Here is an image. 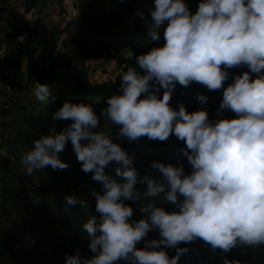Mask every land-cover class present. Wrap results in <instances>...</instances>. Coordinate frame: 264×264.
Listing matches in <instances>:
<instances>
[{
	"label": "clouds",
	"instance_id": "1",
	"mask_svg": "<svg viewBox=\"0 0 264 264\" xmlns=\"http://www.w3.org/2000/svg\"><path fill=\"white\" fill-rule=\"evenodd\" d=\"M147 29L154 41L163 30L164 44L139 54L138 68L120 73V91L106 98L101 116L118 127V138L129 142L143 137L164 142L174 135L185 144L180 152L191 173L185 174L182 165L153 161L161 180H140L146 183L142 197L133 157L97 130L101 119L90 103L69 100L52 119L71 123L33 141L21 157L23 173L66 169L59 153L70 141L81 170L102 185L90 193L94 213L83 227L94 255L83 264H178L185 251L178 245L196 239L224 252L237 245H264V0H200L194 13L185 0H154ZM243 65L248 71L224 87L226 69ZM192 82L209 91L223 88L218 114L229 110L235 117L212 122L205 109L190 113L182 103L172 107L176 84L188 87ZM33 94L52 102L44 83L37 81ZM197 99L205 102L207 97L201 93ZM109 164L117 165L115 176L106 173ZM160 194L175 211L149 202L141 208V218L131 219L134 209L125 201H154ZM65 202L87 206L74 192ZM152 230H158L159 240H146ZM142 240L145 246L137 247ZM166 248L176 255L169 257ZM65 264H81L79 250L67 255Z\"/></svg>",
	"mask_w": 264,
	"mask_h": 264
},
{
	"label": "trees",
	"instance_id": "2",
	"mask_svg": "<svg viewBox=\"0 0 264 264\" xmlns=\"http://www.w3.org/2000/svg\"><path fill=\"white\" fill-rule=\"evenodd\" d=\"M8 1L0 0V9L7 7L9 11L4 26L7 49L0 61L5 95V101L0 105V264H65L66 256L74 255L77 250L83 264L94 255L88 247L91 238L83 227L94 213L90 193L100 191L102 185L92 179L91 173L81 170L70 141L59 153L68 167L63 170L37 169L32 174L36 176L35 180L23 173L21 157L36 138L54 130L59 132L71 123L52 119L58 107L66 100L82 101L90 103L101 119L97 130L105 131L133 157L138 174L136 187L142 197L146 183H140V180L145 176L158 183L161 180L159 171L151 167L153 161L182 165L185 174H190L192 168L180 152L185 144L174 135L164 142L147 137L129 142L126 138H118V127L101 116L106 98L120 91V73L129 66L138 68L136 57L139 54L162 46L163 30L159 41L152 40L148 33L154 0L145 9L146 5L142 7L134 0H79V29L66 34L61 33L58 25H51L42 33L40 29L44 24L32 26L24 17L25 12L48 0H22L24 12ZM199 2L185 0L191 13L196 11ZM27 51L31 54L28 63L25 62ZM102 63L105 65L101 66ZM94 66L120 67V72L113 80L96 82L91 77ZM226 70L229 75L224 87L248 68L243 65ZM250 76L254 79L256 74L250 73ZM37 81L49 87L52 102H41L35 97L33 87ZM163 91L160 89L157 94L162 97ZM201 93L207 97L205 102L197 99ZM222 99L223 88L209 91L196 82L188 87L177 83L170 104L178 109L182 103L190 113L205 109L212 122L234 118L236 114L229 110L218 114ZM116 167L109 164L105 171L115 176ZM73 192L84 199L87 206L66 204L65 196ZM153 199L125 201L134 209L131 219L141 218L144 215L141 208L149 202L168 211L176 210L163 194ZM150 239H160L158 230L147 234L146 240ZM144 246L143 240L137 245ZM178 247L185 249L178 264H264V245L256 248L237 245L224 252L196 239L190 243L182 242ZM165 251L169 257L176 255L173 248ZM118 264L132 262L121 260Z\"/></svg>",
	"mask_w": 264,
	"mask_h": 264
},
{
	"label": "built area",
	"instance_id": "3",
	"mask_svg": "<svg viewBox=\"0 0 264 264\" xmlns=\"http://www.w3.org/2000/svg\"><path fill=\"white\" fill-rule=\"evenodd\" d=\"M59 1V3H58ZM9 17L7 7L0 9V61L6 53V42L4 39V26ZM81 23L79 11V0H56L52 12L49 14L45 24L47 27L58 25L62 34L76 31ZM91 77L96 82L113 80L120 72V67H93ZM101 69V70H100ZM94 76V77H93Z\"/></svg>",
	"mask_w": 264,
	"mask_h": 264
},
{
	"label": "rangeland",
	"instance_id": "4",
	"mask_svg": "<svg viewBox=\"0 0 264 264\" xmlns=\"http://www.w3.org/2000/svg\"><path fill=\"white\" fill-rule=\"evenodd\" d=\"M56 0H48L47 3L45 2H40L36 7L32 9V12L30 14L25 15L24 17L29 20V22L32 24V26L39 25L42 26L43 24L47 27L48 24H45L50 9L53 7V2ZM136 3L144 7L143 5H146L143 9L147 8L150 4L151 0H134ZM22 2V0H21ZM18 3L20 5V1H16L14 5ZM18 4H16L18 6ZM141 9V7H140ZM43 25V26H44ZM29 46V45H28ZM108 67V66H106ZM101 70V69H100ZM94 77V76H93ZM36 176L31 175V180H35Z\"/></svg>",
	"mask_w": 264,
	"mask_h": 264
},
{
	"label": "crops",
	"instance_id": "5",
	"mask_svg": "<svg viewBox=\"0 0 264 264\" xmlns=\"http://www.w3.org/2000/svg\"><path fill=\"white\" fill-rule=\"evenodd\" d=\"M16 1H20V5L18 4V3H16V4H18V8H19V10H20V12H24L23 11V7L21 6V0H9L8 1V4H12V5H14V3L16 2ZM15 4V5H16ZM53 4V7H54V4H55V2H53L52 3ZM1 6V5H0ZM17 6V5H16ZM53 7L50 9V12H49V14L52 12V10H53ZM32 12V10L31 11H29V12H25V15H27V14H30ZM49 16V15H48ZM41 30V32L43 33V32H45L46 30H48V27H46L45 25L40 29ZM32 44H33V42H31ZM36 45V44H35ZM29 51V50H28ZM27 51V55H26V59H25V62H29V60H30V58H31V54H29V52ZM101 66H104L105 64L104 63H102V64H100ZM5 101V95H4V89H3V85H2V83H1V74H0V105L3 103Z\"/></svg>",
	"mask_w": 264,
	"mask_h": 264
},
{
	"label": "water",
	"instance_id": "6",
	"mask_svg": "<svg viewBox=\"0 0 264 264\" xmlns=\"http://www.w3.org/2000/svg\"><path fill=\"white\" fill-rule=\"evenodd\" d=\"M25 98H27V96Z\"/></svg>",
	"mask_w": 264,
	"mask_h": 264
}]
</instances>
